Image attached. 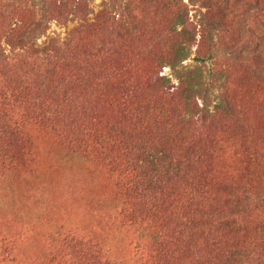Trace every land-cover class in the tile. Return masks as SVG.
<instances>
[{"label": "rangeland", "instance_id": "rangeland-1", "mask_svg": "<svg viewBox=\"0 0 264 264\" xmlns=\"http://www.w3.org/2000/svg\"><path fill=\"white\" fill-rule=\"evenodd\" d=\"M138 1L84 0L85 18L81 6L72 2L59 9L61 0H0V112L4 115L0 117V264H83L90 260L82 253L87 247L98 251L101 264H222L228 248H249L244 264H264V194L259 195L264 188V0H247V10L240 6L237 17L222 20L213 56L206 62L210 70L225 73L211 87L210 112H216L215 105L224 96L236 115L234 121L220 115L211 127L221 135L211 175L226 189L219 194L223 205L237 203L232 193L240 187L236 194L246 188L252 209L236 223L214 228L207 244L184 243L178 251L170 250L173 258L159 259L158 240L165 236L156 234L155 223L138 212L136 199L123 188L125 167L108 149L117 141L113 129L131 126L119 123L107 103H95L89 114L90 125L103 133L99 147L86 125L73 131L76 122L69 105L59 101L57 106L65 107L59 116L39 108L49 98L44 93L39 97L42 81L36 74H50L51 80H44L52 87L70 68L63 63L49 65L45 53L36 56L26 49L61 45L85 22L95 23L101 12H116L119 17L122 8H114L117 3L137 6ZM184 1L190 21L197 26V40L183 63L193 66L208 8ZM17 24L28 25L23 47H12L4 36ZM97 43H103L101 36ZM130 67L129 75L121 79L146 85L150 79L146 62L133 59ZM160 74L179 83L169 64ZM30 79L38 82H25ZM110 81L119 93L120 86L114 78ZM26 83L35 88L31 94L21 86ZM154 88L159 89L158 84ZM174 89L168 88L171 93ZM75 102L81 103L80 97ZM197 102L202 104V98ZM214 117L203 119L195 108L177 126L197 134L204 131L202 135ZM232 123L237 130L229 129Z\"/></svg>", "mask_w": 264, "mask_h": 264}, {"label": "trees", "instance_id": "trees-1", "mask_svg": "<svg viewBox=\"0 0 264 264\" xmlns=\"http://www.w3.org/2000/svg\"><path fill=\"white\" fill-rule=\"evenodd\" d=\"M190 1L208 8L193 66L183 63L197 40V26L190 21L188 4L184 0H140L137 6L130 2L117 3L114 8H122L119 17L116 12L103 11L95 23L85 22L61 45L50 43L39 49L32 45L26 49L28 54L36 56L45 53L49 65L63 63L70 68L69 74L59 78L52 87L44 80H51L50 74H36L42 81L39 97L44 93L49 98L39 106L45 113L59 112V116L62 108L69 105L72 122H76L73 131L77 132L79 125H86L91 138L98 140V147L103 133L89 121L95 103H107L119 123L131 126L130 130L113 129L111 134L117 141L108 149L113 152V159L125 167L123 188L136 199L138 212L155 223L156 234L165 236L157 244L161 260L167 256L173 258L170 250L178 251L184 243L207 244L218 225L226 227L227 223H236L237 218L246 217L252 211L246 188L236 194L240 188L236 187L232 194L237 203L223 205L219 194L226 193V189H222L211 175L213 156L221 137L211 127L220 115L232 121L236 115L224 96L216 103V112H210L211 87L214 82L222 81L225 73L222 69L206 67L207 60L213 56L212 48L218 42L222 20L227 16L237 17L240 6L247 10L249 2ZM71 2L81 6L86 18L84 0H61L58 7L69 6ZM10 30L4 35L6 41L12 47H23L28 25L17 24ZM98 36L103 43H97ZM108 46L111 53L107 51ZM137 58L147 64L150 79L147 83L144 81L146 85L141 81L129 83L128 78L120 77L129 75L130 64ZM166 64L173 69L178 84L160 74ZM110 78L122 89L119 93L112 88ZM25 82L37 83L38 80ZM155 84L159 89L154 88ZM21 86L30 94L35 89L28 83ZM173 87L175 91L171 93L168 88L172 90ZM76 97H80L81 103L75 102ZM198 97L202 98V104L197 102ZM59 101L65 107L57 106ZM195 108L203 119L215 116L202 135L199 134L204 131L197 134L177 126ZM180 111L182 114H178ZM3 116L0 112V117ZM229 129L237 130V126L232 123ZM218 190L222 192L216 194ZM262 194L264 188L259 191V195ZM82 253L90 259L83 264H101L95 249L87 247ZM248 260L249 248H228L222 264H244Z\"/></svg>", "mask_w": 264, "mask_h": 264}]
</instances>
